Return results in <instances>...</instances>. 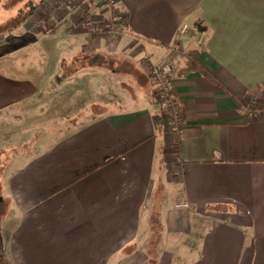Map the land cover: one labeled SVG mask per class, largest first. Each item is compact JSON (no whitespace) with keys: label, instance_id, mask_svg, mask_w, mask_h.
Masks as SVG:
<instances>
[{"label":"crops","instance_id":"0c3cea01","mask_svg":"<svg viewBox=\"0 0 264 264\" xmlns=\"http://www.w3.org/2000/svg\"><path fill=\"white\" fill-rule=\"evenodd\" d=\"M81 1L99 26L104 18L126 26L93 38L67 20L58 90L82 84L86 101L68 106L66 126L20 132L53 134L5 166V264H148L154 217L156 264H173L168 255L187 248L185 264H264V111L248 108L264 101V0H114L112 17L101 0ZM168 49L182 111L176 158L146 69ZM85 57L97 68L76 66ZM102 57L126 62L114 87L97 70ZM192 57L203 71L190 70ZM14 62L0 56V125L14 111L49 121L54 93L42 100L40 91L51 81Z\"/></svg>","mask_w":264,"mask_h":264},{"label":"rangeland","instance_id":"374dc122","mask_svg":"<svg viewBox=\"0 0 264 264\" xmlns=\"http://www.w3.org/2000/svg\"><path fill=\"white\" fill-rule=\"evenodd\" d=\"M41 1L42 0H0V56H5L7 59H15L14 64L22 66L24 69L31 70L33 72L40 70V73L38 74L40 81H51L50 85L52 88L48 87L42 89L40 91V98H42V100H46L54 93L52 100L49 102L50 106L48 114H51L50 117L55 115L49 121L45 120L44 122L41 116H36L34 117V120H32L27 116L29 113L23 111L20 114L17 111H14L15 114L12 113L11 118L13 115L16 116L15 119L12 118L10 121H8L11 122L10 125H0V223L7 212L9 204L8 201L3 199V195L5 194V188L3 184L5 181L2 177L4 176L5 166L13 157L17 156L21 152H27L28 148L38 139L47 138L53 134L20 132L30 129V124L35 125L39 129H42L43 127L45 128V125L46 128L47 126H66V109H68V106L73 105V107H75L81 104L84 99L86 101L85 95L87 94V88L83 87L82 84L78 86L79 88H71L68 91H66V89L58 90V87H61L62 83L66 82L67 20H69L68 28L71 29V32H79L81 29H84L93 38L100 35L108 36L111 32H115L114 29L116 27L112 26L111 21L109 19L106 20V18L103 19L105 24L101 25V27L99 24H97L98 22H96L95 19L90 16L87 22H81V28L79 26L76 27L74 21H76V18L80 19V16L76 13V11L81 4H85L81 0ZM101 1L106 8V11H108L107 15L112 17V8L114 7V4H110L108 0ZM37 4L40 5L39 9H37L31 18L23 22V18L27 16L32 6ZM90 10L91 9L89 7V11ZM92 11L93 12L91 13L89 12V15L92 16L95 14L94 16H96V14H99L95 8ZM99 18L102 17L99 16ZM91 22L92 24H90ZM56 27H58L57 31L52 33L53 29ZM91 58L92 57H85L84 59H78L76 61V66L83 67L86 72L97 68L94 62H90ZM157 60L151 61L150 64L146 63L147 73H149V67H151V64ZM96 62L97 66L100 68L97 70L102 71L108 88L117 85L119 80L117 79L118 77L116 74H121L122 71L127 67L124 66L123 63L126 62L123 60H111L105 57L98 59ZM53 66L56 68L61 66L64 67L63 74L59 73L51 75L49 72L46 73V71H48ZM69 71H71V69ZM107 94H109V91H106L102 101L109 99ZM121 97L122 96L114 98L117 100L114 102V104L121 105L120 101L118 100ZM46 104L47 102L44 105ZM107 104L109 103L106 102L105 105ZM41 105L40 110H44V106L41 108ZM105 105L104 107H106ZM163 108L165 113L168 115L167 135L171 136V139L174 142L173 149H171L173 151L171 154L172 156L174 155V158L176 156L175 145L177 144V138L176 135L171 132L169 127L171 116L170 111L166 107ZM248 108L250 111H264V101L254 100L250 105H248ZM55 134L56 133H54V135ZM166 172L168 176L164 182L173 180L171 169L168 171L166 170ZM162 194L159 196V201L162 199ZM157 230L158 228H156V226H154V229L152 228V231H154V233L156 232V234L152 233L149 246V252L152 249L151 252L155 255V259L158 257L157 246L159 234ZM2 241L3 240L0 236V264H5V254L2 250ZM186 242L183 243L189 247H194V244L190 241ZM168 257H172L173 264H185L184 262L190 258V251H188V248L183 250L177 249L176 251L173 250V253H170ZM152 262L153 264H156V260L153 259ZM148 264L151 263L148 262Z\"/></svg>","mask_w":264,"mask_h":264},{"label":"built area","instance_id":"2783aa9c","mask_svg":"<svg viewBox=\"0 0 264 264\" xmlns=\"http://www.w3.org/2000/svg\"><path fill=\"white\" fill-rule=\"evenodd\" d=\"M114 4V0H108ZM187 26H182L180 34H184ZM172 50L168 49L159 60L149 67V79L153 90L154 99L157 104L168 108L170 111L169 127L175 135L179 134L182 128V111L179 101L172 95L170 77L173 73L171 61ZM177 209H187L188 204L180 202L175 205Z\"/></svg>","mask_w":264,"mask_h":264},{"label":"trees","instance_id":"16d2710c","mask_svg":"<svg viewBox=\"0 0 264 264\" xmlns=\"http://www.w3.org/2000/svg\"><path fill=\"white\" fill-rule=\"evenodd\" d=\"M44 1L45 0H42L41 2H44ZM39 7H40V5H38V4L35 5V6H32V8H31L30 12L27 14V16L23 18V22H25L29 18H31L33 16V14L37 11V9H39ZM76 13L80 16V22H82V23L83 22H87L89 20V16H90L89 15V5L87 3L81 4L78 7ZM122 26H126V21H125L124 18L120 19L119 26L115 27L114 30L117 32V31H119L121 29ZM57 29H58V27L54 28L52 33H55L57 31ZM190 65H191L190 70L199 69L200 71H203V68L201 67V65L196 62L195 57L194 58L192 57V61H191ZM203 73H204V75H206V77L211 82L216 83V81H215V79L213 78L212 75H210V74H208L206 72H203ZM175 146H177V144ZM176 149H177V147H176ZM154 226H156V228H158L157 232H158V234L160 236V233H161V230H162V225L158 221H156L155 217L151 221V230H152V228L154 229ZM152 233H154V231H152ZM154 234H156V232ZM158 239H159V237H158ZM151 251H152V249L150 250V252L149 251L148 252H149V257H150V263L153 264L152 261H153V259L155 260V255L152 254Z\"/></svg>","mask_w":264,"mask_h":264}]
</instances>
